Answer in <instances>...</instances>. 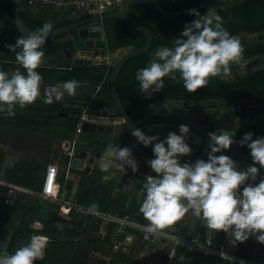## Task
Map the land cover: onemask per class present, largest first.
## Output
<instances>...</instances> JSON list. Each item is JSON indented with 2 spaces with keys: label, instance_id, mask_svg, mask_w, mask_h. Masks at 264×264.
Segmentation results:
<instances>
[{
  "label": "trees",
  "instance_id": "obj_1",
  "mask_svg": "<svg viewBox=\"0 0 264 264\" xmlns=\"http://www.w3.org/2000/svg\"><path fill=\"white\" fill-rule=\"evenodd\" d=\"M9 1L20 13L25 23L32 28L37 29L42 26L45 21H50L53 24L52 29H55L70 24L73 21L72 17L68 15V12L54 11V6L51 4L39 3L34 5L30 4L29 0H22L20 4H16L12 0ZM200 1L201 0H169L167 2L162 1L161 3L166 9L180 10L190 7ZM131 9L138 19L145 21L150 26L154 34L150 52L127 61L122 67L119 75V92L128 113L132 117L136 119L141 118L151 104L160 99L175 101L185 99L186 101H190L218 97L224 100H230L232 97L238 96L239 98L256 100L264 107V65L257 69L248 70L245 75H238L233 80H226L216 76L209 77L208 84L198 88L195 92H188L184 88L183 82L179 79V74L177 73L176 80H172L169 77L163 78L165 80L164 87L158 92L153 93L150 97L145 96L144 93L139 91V82L135 78L137 69L147 66L150 60L157 59L153 58L152 55L158 47L173 46L175 39L180 35L185 23L194 19V16L188 13L177 19L167 18L141 4H131ZM208 9L209 8H203L199 11L203 14ZM218 14L222 17L223 26L234 36H245L250 33L264 32V0H224L219 2ZM13 24L14 21L12 20L11 25ZM104 26L109 47L113 51L124 46L139 47L146 41L144 33L132 29L121 18H108L104 21ZM20 35L22 34L13 29L0 34V69L11 72L20 67L15 60V52L9 50L6 46L14 43L15 38ZM255 43V49H257L259 53L264 54V41ZM71 46V43L49 40L43 45L44 54L47 57L44 64L36 69L43 77L42 87L50 84L59 85L60 82L73 78L79 83H89L93 85L102 83V87L97 94L101 96V98H95L94 101H102L105 106L113 104V96L110 88V75L113 66L108 69L107 67L75 65L73 59L68 58L65 52V49ZM91 69L99 70L100 74L90 75L85 72ZM21 71H23L22 68ZM40 99H43V94L41 97L37 98V100ZM91 100L92 99H87L85 101ZM59 102L62 103V101ZM69 102V104L63 102L62 105L56 106L57 104L54 103H41L38 101V103H31L24 108L16 106L14 108L16 118L14 117V119H12L6 116L0 118V175L7 155L2 143L10 144L8 136L11 131L15 130L20 132L21 135L18 137L19 140L23 142L22 149L25 150L30 147H39V145L44 146L43 143L42 145L39 144V141H42L43 138L46 139L45 144L48 142L50 143V138L53 135L51 129L62 138H73L77 131L79 114L82 111L80 105H82L83 101L80 100V102H82L81 104L78 103L79 101L75 102L72 100ZM5 112L6 110L0 111V113L3 114ZM93 112L95 111L90 110V113ZM232 114L237 115V112L233 111ZM159 121L177 122L173 114L167 109H164L160 113L158 116V122ZM248 131L253 133V138L264 135V120H257L251 117L249 124L241 132L243 134ZM117 140L120 142L125 141L132 149V153H139L148 157H152L153 155L151 146H147L148 149L145 151L141 150L142 146H146L139 143L131 134L119 135L117 136ZM193 153H195V151ZM184 159H194V155L193 157L186 156ZM66 163L67 159H64L63 166H65ZM20 170L23 171V175H17ZM70 171L76 172L82 176L78 189L77 182L74 181L72 173L70 172L67 176L71 194L77 195L82 203H93L96 204L97 208L99 207L98 209H112V212L120 215L130 214L133 217H138L142 222L149 223L140 212L141 202L133 200V197L136 198L139 191L143 190L144 182L138 185L133 193L134 196L131 198L124 196V193L120 190L118 192L120 195H114V191L116 190L114 183L103 184L100 179L96 177L97 175L100 177L102 173L98 168H95L91 173L75 168H71ZM39 175V165L32 162L19 163L15 167L7 169L5 173L8 179H13L18 184L28 188L38 186ZM65 179L66 176L64 172L59 174L57 185L61 184ZM6 190V187L0 184L1 202H3ZM44 201L46 200L39 196H33L30 200H26L25 203L21 205L20 211L17 212L16 218L10 213L12 211L11 209L14 207H6L5 212H7L6 214L8 217L4 220L7 224L6 226L13 228L11 241L7 249L8 254L27 243L31 236L42 233L49 236L50 240L47 242L43 258L37 261V264H106L103 260L93 256L94 254H91V247L93 244H95V248L102 253L112 255L108 264H130L132 262L133 253L131 255L126 254L123 250V246L116 248L114 240H111L110 232L107 233V236L101 238L102 240L96 239L91 236L92 234H89L83 241L76 242L74 237L78 236L80 233L79 228L82 225V219L79 215L74 213L69 220L60 218L61 216L58 215L59 206L48 200V205L45 206L49 207L53 205L54 209L43 222L44 229L39 230L33 228L31 226L32 221L38 217L39 209L44 207L42 206ZM49 209H51V207H49ZM24 210H27L26 215H24ZM200 221L201 219L199 218V225L197 227H200L203 235L207 231L211 232L214 241H217L216 245L223 249V244L220 242V230L209 229L203 221L201 223ZM60 223H64V226L58 225ZM114 225L115 224H112L111 227ZM1 231L2 227L0 225V232ZM5 238L6 234L1 232L0 240ZM164 241L166 245L163 248L162 257L156 264H158L160 260L164 261L167 259L169 242L166 240ZM138 245L140 250H145V243L140 242ZM148 248V250H151L150 246ZM178 254L179 256L181 254L192 256L195 260L194 264H201L206 257V254L202 251L184 245L179 246ZM149 259H151L150 256ZM218 262L219 264H241L220 256H218Z\"/></svg>",
  "mask_w": 264,
  "mask_h": 264
},
{
  "label": "clouds",
  "instance_id": "obj_2",
  "mask_svg": "<svg viewBox=\"0 0 264 264\" xmlns=\"http://www.w3.org/2000/svg\"><path fill=\"white\" fill-rule=\"evenodd\" d=\"M188 12L194 19L185 23L173 46L158 47L154 52L157 59L135 73L139 91L147 97L164 87L163 78L176 80L177 73L184 88L195 92L208 84L209 77L222 70L226 73L230 63L243 57V46L223 26L218 13L208 9L201 14L195 8ZM52 28L53 24L45 21L35 31L17 36L14 43L6 45L15 52L20 67L11 72L0 69V111L14 115L16 106L24 108L41 97L43 77L36 69L45 62L43 45ZM78 86L74 78L62 86H44V102L59 101L65 93L74 95ZM95 112L91 115L99 114ZM190 131L185 123L178 125V132L169 131L163 138L159 133L146 134L140 127L131 130L139 143L151 146L153 154L147 164L154 174L146 175L140 203V212L149 221L143 225L144 231L161 233L190 212L207 228L225 231L233 246L250 236L264 244V135L253 138L251 131L242 134L239 144L246 145L251 163L238 168L236 160L224 151L235 143L234 132L224 128L207 133L210 144L206 158L183 159L193 151L188 143ZM107 151L132 172L138 170L130 147L110 144ZM46 245V237L33 235L14 252L0 255V264H35L43 258Z\"/></svg>",
  "mask_w": 264,
  "mask_h": 264
},
{
  "label": "water",
  "instance_id": "obj_3",
  "mask_svg": "<svg viewBox=\"0 0 264 264\" xmlns=\"http://www.w3.org/2000/svg\"><path fill=\"white\" fill-rule=\"evenodd\" d=\"M221 1L223 0H201L200 2L187 8L180 10H169L166 9L161 2L156 0H124L122 4L115 10L97 16L75 17L72 18V23L52 29L47 40L71 43L72 46L66 48L65 52L68 58L73 59L75 65H98L99 67H107L108 69L113 66L110 75V88L113 96V104L105 107L102 101L95 100L91 106V109L99 113L97 115L95 114L97 119L86 120L83 122L82 132L100 135H113L114 137L111 139H115L119 135L131 134L133 127H140L146 134L159 133L160 137L163 138L169 131L178 132V124L173 122L156 121L158 115H160L164 109H167L181 123L189 125L191 131L188 135V143L202 146L200 154L198 156L194 155V159H191L190 161H194L197 158H206L210 144L207 133L213 130L212 128H206L198 121L189 118L188 115L181 109V107L170 99H161L155 101L151 104V106L141 118L136 119L128 113L123 103L119 92L118 81L121 69L124 64L134 57L148 54L154 39L152 29L145 21L138 19L133 14L131 4L144 5L161 16L167 18H178L188 14L189 9H210V6ZM112 17L121 18L132 29L144 33L146 37L145 43L142 46L133 47L125 51L117 58L116 62L112 64L103 62L96 64L90 58L82 59L79 57H74L73 54L78 53L79 51H90L93 52L95 56H103L104 54L113 51L109 47L104 26V21ZM12 20L14 21L13 25H11ZM11 29L21 34H27L36 30V28H32L25 23L20 13L15 9L14 6H12L9 0H0V34ZM235 37L238 38V36ZM85 72L90 75L100 74V71L96 69L87 70ZM43 92L44 87L41 88V93L43 94ZM95 98H101V96L96 95ZM236 100H239V98H236ZM240 101L241 103H244L248 100L243 99ZM228 111L229 108L224 107L220 109L219 112L221 115L225 116ZM91 116H93V114ZM103 119L111 120L104 121ZM215 120H218V117H216ZM223 128L233 131V139L236 141L237 132L233 129L227 128V126H224ZM102 137L104 138V136H95L91 139L88 138L81 140L76 142V144L71 147L68 157L69 159L71 158L72 168L85 170L90 173L93 172L95 168H98L102 172H106L112 176L111 180L116 182L117 189L126 190L127 187L129 190H132L134 181L136 179V174L142 165V155L132 153L133 157L138 163V170L136 172H132L131 168H128L126 165L121 164L111 157L110 153L107 151L108 146L111 143L108 138L101 139ZM224 151L226 154L230 155L234 160H236L238 168L246 167L251 163V157L248 151L235 148H229ZM191 157H193V155H191ZM105 164H108L109 167L105 168ZM35 264H37V261H35Z\"/></svg>",
  "mask_w": 264,
  "mask_h": 264
},
{
  "label": "crops",
  "instance_id": "obj_4",
  "mask_svg": "<svg viewBox=\"0 0 264 264\" xmlns=\"http://www.w3.org/2000/svg\"><path fill=\"white\" fill-rule=\"evenodd\" d=\"M167 1H169V0H163V2H167ZM2 6H4V5H2ZM210 9L213 10L215 13H218V3L210 6ZM173 19H177V18H173ZM189 21H191V20H189ZM189 21H187V22H189ZM130 48H133V47L132 46L120 47L117 50H114L112 52L104 54L103 56H97V57L100 58L99 61H103V63L112 64V60L117 59L120 55H122L125 51L129 50ZM91 54L95 55L93 52H90V51H79L78 53H76V57L86 59ZM152 56H153V58H156L154 56V54ZM46 57L47 56L44 54V60L46 59ZM61 83H63V82H60L59 84H61ZM79 85H82V86H79L77 88L76 93L74 95H67V93H65V95L62 97V99L59 101H62V104H63V102H65L64 100H68V101H72V100L73 101H80L81 100L84 102L87 99H93L92 101L94 103L95 102L94 99H95V96L97 94L95 87H94L95 85H93V84L89 85V83H79ZM263 114H264V112H263ZM257 120H259V119H257ZM51 133L53 135L50 138V143L48 142L45 144L46 139L43 138L42 141H39V144H41V145H42V143L44 144V146L42 145L43 147L39 145V147L38 146L30 147V148H27L25 150V149H22L23 148V145H22L23 142L21 140H19V137H18L19 135H21L20 132H17L15 130L11 131L9 136H8L10 144H3L5 151H6V154H7L6 157L10 158V159L7 158L10 160L9 161L10 163L6 164L5 162L7 159L5 160V162L3 164L2 172L0 175V179L16 182L13 179H8L5 176L6 170L10 169L12 167H15L19 163L32 162V163L39 165L40 175L38 178V186L37 187H30L28 189L39 192L42 189L43 181H44L46 171H47V166L49 163H52V162L58 163L59 174H62L65 171L66 167L68 166V160H69L68 153H69L71 147L73 146L74 139H76L78 142V141L85 140L88 138H87V136L82 137V135H80L81 132L78 133L77 135L74 134L72 139H66V138L60 137V135L58 133H55V131L53 129H51ZM41 134H42V132H41ZM95 135L98 136V134H95ZM122 143H123L122 146H129V145H127V143H125V141ZM41 148H43V149H41ZM146 149H148V148L143 147V146L141 147V150H143V151H145ZM10 154H12V155H10ZM137 154H139V153H137ZM142 157H143L142 165L139 169L140 175L135 179L132 190H129L127 187H126V190H120L124 193L123 194L124 196L132 198L134 196L133 193L135 192L138 185L140 183L145 182L146 175L147 174H154L147 164V160L152 158V157H148L145 155H142ZM64 159L65 160L67 159V163L65 166H63L64 165L63 164ZM71 173L73 175L74 181L77 182V189H78V186H79V183H80L82 176H80L76 172H71ZM20 174L21 175L24 174L22 170H20V172L17 173V175H20ZM96 177H98L103 184H108V183L110 184L111 182H113L114 186L116 188V190L114 191V195L118 194L119 189H117V187H116V182L111 180L112 176H110L106 172H102L100 174V177L98 175ZM118 195H120V194H118ZM33 196H39V195L36 192H30V193L22 194L20 196L21 204L19 206L6 205L0 201V225L2 227L1 232L6 234V238L3 240H0V255L7 253V249H8L9 243L11 241L12 233H13V228L6 226L7 224L4 220V219H6V217H8V215L6 214L7 212H5L6 207H14L11 209L12 211L10 213L13 214V217L16 218L17 212L20 211V209H21V205L23 203H25L26 200H30L31 197H33ZM142 199H143V190H140L139 193L136 195V198L133 197V200L141 202ZM44 200H46V199H44ZM42 206H44V207H41L39 209V215H38V217H36V219H34L32 221V225H31L33 228L39 229V230L44 229V223L43 222L48 218V215L51 212H53V209L52 208L49 209V207L45 206L44 203ZM110 210H112V209H110ZM26 214H27V210H24V215H26ZM58 215L61 216L60 218L68 219V217L66 218V216L61 215L59 212H58ZM15 222H17V221H15ZM201 222H202V220L200 221V223ZM58 225L64 226V223H60ZM198 225H199V218L191 215V213L189 212V213H186L185 216H183L179 220H177L174 223H172L171 225H168L167 227H165L163 230L172 231V232L178 231L179 234H186L188 237L195 238L197 236L198 232L200 231V227H197ZM111 226L112 225H108L106 222H100V224H98V225H92L91 224V226L89 228V231H90L89 234H92L91 236H93L96 239L102 240L101 238H104L105 236H107V233L110 232L111 240L112 241L114 240V242L116 244V242L119 239H124L126 234L133 232V229H128L126 232H119V231H117V227H115V225L113 227H111ZM69 227H71V226H69ZM184 229L186 230L185 232L183 231ZM79 230H80V228H79ZM201 232H202V230H201ZM36 235L46 237L47 242L50 240V237L46 236L45 234L38 233ZM229 235H230V233H229ZM220 239H221L220 242H222V244H223L224 251H226L232 255H235L237 257H242V258L250 257L248 259L264 264V244H261L258 241H256L254 237L250 236L249 239H247L246 241L238 242L235 246H233L230 244L228 235L225 233V231L220 230ZM215 242H217V241H215ZM139 243H140L139 237H137L133 244L131 242H126L125 245H123V248H124L123 250L126 254L131 255L133 253L134 256H133L132 262H134L133 261L134 258H137L140 260L141 258L144 257L143 256L144 254L147 255L146 256L147 257L146 263H148L147 261H149L150 262L149 264H156V262L159 259H161L162 253H163V248H164L163 244L162 245L159 244L157 246V248L155 249V251L151 245H150L151 250H148L149 245L145 244L146 251H143V250H140L139 245H138ZM95 246H96L95 244L92 245L91 253H94L96 251L100 252L104 258H101V257L100 258L96 257V258L101 259L104 262H106V264H108L112 258V255L102 253L101 251L97 250L95 248ZM103 246H105V245H103ZM44 253H45V250H44ZM149 256L151 257L150 260H149ZM194 263H195L194 258L192 256H189L188 254H181L179 256V258L177 259V262H176V264H194ZM201 264H219L218 257L206 255L205 259L202 261Z\"/></svg>",
  "mask_w": 264,
  "mask_h": 264
},
{
  "label": "built area",
  "instance_id": "obj_5",
  "mask_svg": "<svg viewBox=\"0 0 264 264\" xmlns=\"http://www.w3.org/2000/svg\"><path fill=\"white\" fill-rule=\"evenodd\" d=\"M12 1L16 4H20L22 0ZM123 1L124 0H29V3L34 5L39 3L51 4L59 7L62 11L68 12L72 18H75L102 15L106 12L117 9ZM156 1L162 2L163 0ZM101 87L102 84H99L96 88V92H98ZM80 107L82 111L79 114L76 135L81 132L83 122L86 120L97 119L96 115L91 116L90 101H84ZM103 120L110 121L111 119ZM76 142L77 140L74 139L73 146ZM71 168L70 158L68 160V166L64 171L66 179L61 184L57 185L59 165L56 162L49 163L42 189L39 192L30 190L28 187L20 185L17 182L0 179V184L5 186L7 189L3 198L4 204L18 206L21 204L20 196L22 194L36 192L43 199L57 204L59 206V213L66 216V218L68 217V219H70L73 213L79 215L82 219V225L80 227L79 235L74 237L76 242L83 241L89 235V228L91 224L98 225L100 222H106L108 225L115 224V227H117V231L119 232H126L128 229H133L132 233L126 234L124 239H119L116 242V248H120L125 245L126 242H131L133 244L136 238L139 237L140 242L149 246L151 245L155 251L159 244H163L165 247L166 242L164 240H166L169 242L167 259L164 261L160 260L158 264H176L177 259L179 258L178 248L180 245L195 248L208 256H220L232 262L241 264H263L248 258L237 257L224 251V249L219 248L213 239L212 233L209 231L203 235L200 229L195 238L188 237L186 234H179L177 230V232H172L162 229L161 233H166L167 235H163L161 233L150 234L146 233L143 229V225L148 223L142 222L138 217H133L130 214H116L112 212V210H101L98 209L95 204H84L76 195L71 194L67 181V176L70 174ZM139 175L140 172L138 171L136 178ZM228 257H232V259H229Z\"/></svg>",
  "mask_w": 264,
  "mask_h": 264
},
{
  "label": "flooded vegetation",
  "instance_id": "obj_6",
  "mask_svg": "<svg viewBox=\"0 0 264 264\" xmlns=\"http://www.w3.org/2000/svg\"><path fill=\"white\" fill-rule=\"evenodd\" d=\"M218 10H219V4H218ZM246 35H248V34H246ZM246 35L245 36H239L238 35V38H237L240 41L241 45L243 46V57H242V59L244 57L252 56V55L257 56V57L263 56L264 54L259 53V51L257 49H255V46H256L255 42L250 43V44H247L245 42ZM234 63H236V62H234ZM93 67H99V66L94 65ZM230 68H231V66L229 65L228 71ZM248 70H251V69H248ZM248 70L245 72V74L248 72ZM245 74H241V75H245ZM238 75H240V74H236V75H233L231 77H224L222 74L219 73L216 77L223 78L226 80H233ZM236 98H239V97L234 96L230 100H224V99L216 97V98L190 100V101H186L185 99L178 100V101L172 100V101L177 103L181 107V109L188 115L189 118H191L195 121H198L200 124H202L206 128H209V129L212 128L213 130H216L219 128H223L224 126H227V128L235 130L237 132V134H236L237 139H236L235 143H233V145L230 148H235V149L244 150V151L249 152L246 145L242 146L239 144V140L242 137L241 131H243L246 128V126L249 124L251 117H255V114H260L259 113L260 109H262V108L264 109V107H262V104L257 101L255 103H259V105L256 106V108H254V110L252 111L250 108H248V105L251 103H254V101H256V100L247 99L248 100L247 102L241 103L240 100H243L245 98H239V100H236ZM51 103L57 104L56 106L62 105V103L57 101V100H53ZM183 104L189 105L190 109L189 108L185 109L183 107ZM201 105H208L210 109H213L210 112H205L204 114H202V118H200L199 114L195 113V111H194L195 108H193L194 106H201ZM224 107L229 108V111L225 116L221 115L219 112L220 109H222ZM233 111L237 112V115L232 114ZM95 113H98V112H95ZM216 117H218V120H215ZM243 117H247L248 122L245 125L241 126L240 124H237L236 122L239 121ZM259 120H261V119H259ZM156 121H158V117H157ZM175 123L178 125L181 124V122L179 120H177V122H175ZM214 127H215V129H214ZM190 145L192 146L193 151L189 156H191V155L198 156L200 154L202 146H199L197 144H190ZM194 151H195V153H193Z\"/></svg>",
  "mask_w": 264,
  "mask_h": 264
},
{
  "label": "rangeland",
  "instance_id": "obj_7",
  "mask_svg": "<svg viewBox=\"0 0 264 264\" xmlns=\"http://www.w3.org/2000/svg\"><path fill=\"white\" fill-rule=\"evenodd\" d=\"M219 4V3H218ZM53 10L54 11H61L62 12V10L59 8V7H57V6H54L53 7ZM259 41H264V32H258V33H250V34H248V35H246V37H245V42L247 43V44H250V43H253V42H259ZM73 56L74 57H76V53L75 54H73ZM88 58H90V59H92L93 60V62H96V63H100V62H103V61H99V58L97 57V56H95V55H90ZM256 58V59H255ZM116 60L117 59H115V60H112V63H115L116 62ZM264 65V55L263 56H254V55H252V56H247V57H244L243 59H241L240 61H238V62H236V63H231L230 64V66H231V68L229 69V71L228 72H224L223 70L221 71V73L220 74H222L224 77H231V76H233V75H236V74H245V72L248 70V69H256V68H259V67H262ZM60 86H62V83L61 84H59ZM79 86H82V85H79ZM78 86V87H79ZM38 101L39 102H41V103H45L44 102V99H40V100H36V101H34L33 103H38ZM65 101V103H67V104H69L70 102L68 101V100H64ZM75 102H77V101H75ZM79 104H81L82 102H78ZM259 105V103H251V104H249L248 105V108H250L252 111L254 110V108H256V106H258ZM182 106V105H181ZM183 107L185 108V109H188L189 108V105H187V104H183ZM237 107V106H236ZM252 107V108H251ZM193 108H195V113L196 114H199V116H200V118H202V114H204L205 112H210V111H212L213 109H210L209 108V106L208 105H201V106H194ZM190 109V108H189ZM263 112H264V109L262 108V109H260V115L259 114H255V118L256 119H262V120H264V114H263ZM2 116H6V117H10V118H12V119H14V117L16 118V112L14 111V115H8V113H7V111L3 114V113H0V118L2 117ZM1 120V119H0ZM248 122V118L247 117H243V118H241L239 121H237L236 123L237 124H240L241 126H243V125H245L246 123ZM80 135H82V137H86L87 136V138H92V137H95L96 135L95 134H92V133H87V132H81L80 133ZM98 136H100V134H98ZM101 136H104V138L102 137L101 139H105V138H108L109 139V141H110V143L111 144H118V145H120V146H122L123 145V143L122 142H120L119 140H117V138H115V139H111V138H113L114 136L113 135H107V134H102ZM110 137V138H109ZM0 141H1V139H0ZM4 143V142H3ZM3 143H2V145H3ZM6 146V145H5ZM10 155H12V154H10ZM7 158H9V157H6V159ZM14 158V157H13ZM10 159V158H9ZM9 159H7L6 160V164L7 163H10L9 161ZM44 205H48V202L47 201H44ZM49 207H51L52 209H54V206L53 205H51V206H49ZM184 232L186 231L185 229L183 230ZM144 251H146V249L144 250ZM91 254H94L93 256H96V257H98V258H104L103 257V255H101V253L100 252H94V253H91ZM144 257L143 258H141L140 260L139 259H137V258H134V262H131L130 264H148L149 263V261H147L148 263H146V260H147V255H143ZM150 260V259H149Z\"/></svg>",
  "mask_w": 264,
  "mask_h": 264
},
{
  "label": "bare ground",
  "instance_id": "obj_8",
  "mask_svg": "<svg viewBox=\"0 0 264 264\" xmlns=\"http://www.w3.org/2000/svg\"><path fill=\"white\" fill-rule=\"evenodd\" d=\"M69 15V14H68ZM114 53V52H113ZM75 54V53H74ZM81 56V55H80ZM85 57V56H84ZM96 205V204H95ZM99 208V207H98Z\"/></svg>",
  "mask_w": 264,
  "mask_h": 264
}]
</instances>
